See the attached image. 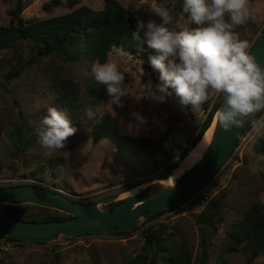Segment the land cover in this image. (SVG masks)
Masks as SVG:
<instances>
[{
  "label": "rangeland",
  "instance_id": "obj_1",
  "mask_svg": "<svg viewBox=\"0 0 264 264\" xmlns=\"http://www.w3.org/2000/svg\"><path fill=\"white\" fill-rule=\"evenodd\" d=\"M60 7L49 6L51 0H0V25H9V11L22 2L24 10L22 17L26 22L45 20L66 14L81 6L94 10L104 8V0H82L74 8H70L66 0H61ZM137 18L147 22L160 18L149 13V5L153 0H118ZM156 2L173 9V15L180 18L183 13L178 10L175 0H156ZM254 19L237 29L240 38L248 40L251 47L262 37L264 29V0H249ZM186 22L185 20L181 21ZM147 50L155 54L154 50ZM251 49V48H250ZM25 60L30 59L28 45L23 46ZM12 52L0 53V124L3 134L0 137V187L9 184H31L55 190L69 198L83 203L102 204L108 198L119 195V201L134 194H128L140 186L150 183L161 176V173L179 156L183 147L189 145L198 135L201 122L204 121L206 106L213 108L220 98L205 103L200 110L193 111L198 121H192L188 111L181 112L175 102L169 101L157 104L146 99L149 82L159 83L155 72L143 55H128L114 49L109 54L108 61H115L125 74V83L129 88V97L124 99V107L100 104L101 113H111L118 119L119 132L122 135L139 138L162 139L166 142L168 152L174 155L171 161L159 157L158 162L166 161L167 166L155 169L154 160L146 155L139 157L121 153L109 139L94 144L91 137L92 127L96 123L84 114L85 107L79 115L65 111L58 101V94L52 79H71L81 89L91 82H96L91 74L93 58L86 57L80 62L71 63L48 57L39 64L27 66L23 74L5 89L4 76L13 66L5 65L3 60L10 58ZM106 89V86H104ZM48 107H56L68 114L77 133L67 141L65 149L48 153L38 143L37 129L42 118L47 115ZM96 108V107H95ZM94 108V109H95ZM139 112L148 120L147 125L136 131H129L128 125L134 121L130 114ZM264 115V113L262 114ZM259 118V117H257ZM25 123L32 128L36 146L32 149L31 166L20 168L17 161L9 153L12 151L9 134L14 126ZM250 127L247 129L249 130ZM245 134V132H244ZM245 135H241L242 139ZM259 141L264 142V136H254L250 141H238L236 149L229 160L218 170L213 181L204 187L197 198H189L183 205L171 211H166L155 220H141L134 229L124 235L92 234L73 238H60L57 241L33 244L28 243L10 254L1 264H52L55 256H62V264H129L130 258L137 255L144 244L143 230L154 224L179 225L182 235L187 239L192 252L193 264H200L201 231L195 222L196 214L203 209L209 210L211 216L220 218L216 223L218 233L211 240V260L209 264H247V256L242 253H226V232L233 221L239 218L245 209L255 202L264 204V155L256 150ZM48 160H59L61 166L57 171L45 168V178L42 179V164ZM37 177H33V171ZM42 180V181H41ZM135 187V188H134ZM131 189L125 194L122 189ZM197 195V194H196ZM205 197L208 198L202 202ZM203 198V200H202ZM115 202V203H117ZM102 207V206H101ZM110 205L102 207L107 209ZM28 212H30L28 210ZM43 214L47 212L41 211ZM40 212V213H41ZM219 214V215H217ZM215 224V223H214ZM182 239V238H181ZM252 264H264V257L257 258Z\"/></svg>",
  "mask_w": 264,
  "mask_h": 264
},
{
  "label": "trees",
  "instance_id": "obj_2",
  "mask_svg": "<svg viewBox=\"0 0 264 264\" xmlns=\"http://www.w3.org/2000/svg\"><path fill=\"white\" fill-rule=\"evenodd\" d=\"M66 1L70 8H74L82 0ZM61 5V0H51L49 4L51 7H60ZM175 5L178 10L182 11L183 0H175ZM23 10L24 6L22 2H19L15 9L9 11L11 17L9 25H0V53L12 52L10 58L3 61L7 66L13 64L4 76L5 89L23 74L27 66L39 64L48 57L71 63H77L86 57H90L94 61L103 64L108 61L109 54L114 49L121 50L128 55H143L146 58L154 55L147 50L145 44L138 45L137 42L133 41L132 31L135 30L136 17L118 0H104V8L102 10L81 6L69 13L32 23L26 22L22 17ZM25 44L28 45L30 50V59L28 60H25L23 51ZM255 44L256 42L253 46ZM51 81L54 83L58 94L59 104L72 115H79L83 107H92L94 109L100 104L107 103L109 99L104 86L97 82H91L87 88L81 89L71 79H52ZM220 101L221 98L210 110L207 105H204L206 106L204 109L206 117L201 122L198 135L189 145L183 147L182 153L175 158L172 165L168 166L161 175L178 165L196 147L211 127ZM187 111L190 119L197 122L198 118L192 111L191 106L188 107ZM262 114L259 113L257 117ZM99 121L92 127L91 137L94 144H99L102 140L109 139L121 153H128L135 157L146 155L152 158L156 170L161 169L162 166H167L166 161H157L159 157H165L167 161H171L174 157L168 152L166 142L162 139L139 138L120 134L118 119L111 113L103 114ZM249 127L250 123L247 125L246 130ZM2 134L3 126L0 124V137ZM9 138L12 146L9 156L19 163L17 164L19 168L21 164L26 168L31 166L32 157H29V154H31L32 149L37 144L32 128L25 123L18 124L14 126ZM256 149L258 153L264 155V142L259 141ZM60 166L59 160L44 162L40 177L42 179L45 178V168L50 167L48 171L53 173ZM38 171L34 170L32 172L33 177H37ZM15 186L19 185L9 184L7 187ZM129 190L131 189L124 188L121 191L127 192ZM120 203H113L110 207H115ZM41 211L47 213L43 214ZM166 211L145 219L147 221L155 220ZM0 218L18 219L27 222H53L66 220L70 216L57 210L27 204L21 206L0 205ZM220 221V218L211 216L207 209H203L196 214L195 222L201 231L200 264H209L211 260V240L218 233L216 223ZM127 232L113 233L112 235H124ZM182 232L184 231L179 225L169 227L167 224H151L145 227L143 230L144 244L139 253L130 258L129 264H193L192 252ZM223 251L246 255L248 258L247 264H252L257 258L264 257L263 203H253L242 212L239 218L233 221L230 229L226 232V246ZM52 264H62V256H55ZM222 264L228 263L223 262Z\"/></svg>",
  "mask_w": 264,
  "mask_h": 264
},
{
  "label": "clouds",
  "instance_id": "obj_3",
  "mask_svg": "<svg viewBox=\"0 0 264 264\" xmlns=\"http://www.w3.org/2000/svg\"><path fill=\"white\" fill-rule=\"evenodd\" d=\"M148 11L161 22L137 17L132 31L133 41L146 43L155 52L148 61L158 73L159 83L146 84V99L157 104L173 101L186 112L189 106L197 111L221 98L223 106L215 113L220 127L231 131L250 120L253 133L264 136V115L257 118L258 113H264V65L251 54L249 41L241 39L237 31L254 19L249 0H183L180 18L156 0ZM91 74L98 84L106 86L107 103L123 108L130 94L117 62L97 61ZM100 113V106L84 110L87 119L97 123ZM130 115L134 121L129 123V131L147 125V118L139 112ZM77 131L66 112L48 107L37 129L38 143L48 153H55L65 149Z\"/></svg>",
  "mask_w": 264,
  "mask_h": 264
},
{
  "label": "water",
  "instance_id": "obj_4",
  "mask_svg": "<svg viewBox=\"0 0 264 264\" xmlns=\"http://www.w3.org/2000/svg\"><path fill=\"white\" fill-rule=\"evenodd\" d=\"M250 52L261 65H264V33ZM220 106H223L222 99L218 108ZM249 122L250 120L246 121L242 127H233L231 131H225L218 125L215 116L211 125V127L215 125L213 135L202 158L176 180L174 187L164 182L181 168L185 158L171 170L150 182L148 187L125 198L119 205L112 208L103 209L102 207L119 201V195L108 198L100 205L78 202L63 193L36 185L0 188V205L31 204L57 210L70 216L66 220L53 222H27L0 218V236L29 243H49L60 238H73L86 234H113L128 231L147 217L184 204L210 184L218 170L231 157ZM202 140L203 138L199 143Z\"/></svg>",
  "mask_w": 264,
  "mask_h": 264
},
{
  "label": "bare ground",
  "instance_id": "obj_5",
  "mask_svg": "<svg viewBox=\"0 0 264 264\" xmlns=\"http://www.w3.org/2000/svg\"><path fill=\"white\" fill-rule=\"evenodd\" d=\"M214 126L213 125L208 132L205 134V136L203 137V140L192 150V152L184 159L181 168L178 169L175 174L169 178L168 180H165V184L168 186H173L176 182V180L188 169L191 168L196 162H198L204 152L206 151L207 146L209 145L212 135H213V131H214ZM149 186V183L144 184L142 186H140L137 189L132 190L131 192H129L128 194L132 195L135 192H137L138 190H142L146 187ZM140 192V191H139ZM138 193V192H137ZM136 193V194H137Z\"/></svg>",
  "mask_w": 264,
  "mask_h": 264
},
{
  "label": "built area",
  "instance_id": "obj_6",
  "mask_svg": "<svg viewBox=\"0 0 264 264\" xmlns=\"http://www.w3.org/2000/svg\"><path fill=\"white\" fill-rule=\"evenodd\" d=\"M249 123H250V129L246 130V128H245V134H244V132L242 133L245 136L243 137V139L240 136L238 141L242 140L243 142H247L248 140L250 141L255 136V134L253 133L252 128H251V121ZM198 194H200V193H197V195L193 196L190 201H192L193 199L197 198ZM206 200H208L207 197H205V199L202 202H205ZM28 243L29 242H24V241L17 240V239H14V238L0 236V264L2 262H4L5 259L10 254L16 252L18 249H21L22 246H24V245H26Z\"/></svg>",
  "mask_w": 264,
  "mask_h": 264
}]
</instances>
